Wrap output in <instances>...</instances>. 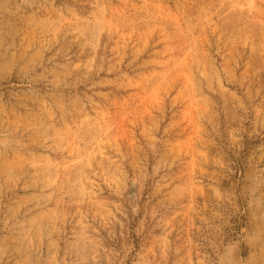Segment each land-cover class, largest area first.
<instances>
[{
    "label": "rangeland",
    "instance_id": "obj_1",
    "mask_svg": "<svg viewBox=\"0 0 264 264\" xmlns=\"http://www.w3.org/2000/svg\"><path fill=\"white\" fill-rule=\"evenodd\" d=\"M0 264H264V0H0Z\"/></svg>",
    "mask_w": 264,
    "mask_h": 264
}]
</instances>
